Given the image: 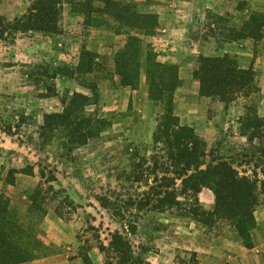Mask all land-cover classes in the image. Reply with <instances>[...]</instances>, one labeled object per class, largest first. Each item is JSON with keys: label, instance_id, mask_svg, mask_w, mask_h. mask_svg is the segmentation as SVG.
I'll return each mask as SVG.
<instances>
[{"label": "rangeland", "instance_id": "obj_1", "mask_svg": "<svg viewBox=\"0 0 264 264\" xmlns=\"http://www.w3.org/2000/svg\"><path fill=\"white\" fill-rule=\"evenodd\" d=\"M30 1L0 0V15L12 19ZM117 1L157 13L155 31L145 35L109 15L100 17L107 22L93 24L97 14L88 11L89 0H62L61 33L30 31L0 40V202L6 207L0 218L7 232H15L10 241L23 256L8 264H105L108 258L121 264L115 253L97 248L108 245L114 230L128 239L135 262L264 264V132L248 141L239 130L247 112L264 116V29L255 40L234 36L253 12H264V0ZM129 36L150 47L158 62L177 66L173 111L181 124L192 126L215 157L256 181L251 248L243 246L228 218L214 214L203 221L159 212L153 200L140 208L155 184L151 137L161 107L146 98L142 52L133 85L122 84L115 70L114 58ZM83 50L92 52L86 69L91 71L78 72ZM223 53L253 70L249 92L238 93L226 107L200 96L192 75L198 54ZM74 92L89 94L85 111L108 125L68 151L59 132L41 138L39 131L43 114L59 112L61 98ZM25 166L33 173L21 172ZM199 202L211 210L213 192L202 188Z\"/></svg>", "mask_w": 264, "mask_h": 264}, {"label": "trees", "instance_id": "obj_2", "mask_svg": "<svg viewBox=\"0 0 264 264\" xmlns=\"http://www.w3.org/2000/svg\"><path fill=\"white\" fill-rule=\"evenodd\" d=\"M93 1L101 4L94 7ZM89 3L88 11L97 14L93 17V24L107 22V18L100 17L109 15L120 26L137 28L145 35L152 34L158 24L157 13L137 12L127 3L117 0H89ZM61 15L62 0H31L25 11L12 19L0 15V40H13L17 34L30 31L61 33ZM262 29L264 12H253L235 31L234 36L237 39L255 40L262 36ZM140 53L145 69L146 98L161 107L151 137L153 148L156 149L150 170L155 184L148 191L150 195L139 202L140 208L153 200L159 212L171 211L178 216H191L203 221H209L214 214L228 218L242 238L243 246L251 248L253 241L250 230L255 225L253 211L258 203L256 181L248 175L240 174L230 162L215 157L208 150L206 141L192 126L181 124L173 111V94L180 83L177 66L158 62L151 48L141 46L136 36H129L125 47L114 58L115 70L120 75L121 83L133 85L137 81L138 73L134 72V67L137 66ZM91 55L92 52L88 50L82 51L78 72L91 71L86 70L90 69ZM196 60L197 66L192 75L198 79L200 96L217 98L226 107L238 93L249 92L253 78L251 65L242 68L237 57L229 53L212 56L198 54ZM91 98L82 92L63 96L59 112L43 114L39 131L41 138L59 132L61 144L70 151L99 135L106 129L108 122L105 118L97 117L94 111H85ZM239 130L248 141L262 137L264 116L255 111L247 112L240 119ZM21 172L32 174L33 169L25 166ZM140 177L141 174L136 180ZM204 187L214 194V207L211 210H206L199 202V193ZM1 203L0 214L6 211L5 205ZM1 221L0 218V264L22 260L19 247L10 241L15 232H7L5 221ZM97 248L108 255L115 253L121 264H145L135 262L130 243L119 230L111 233L108 245L100 242ZM105 264H112L111 259H106Z\"/></svg>", "mask_w": 264, "mask_h": 264}, {"label": "crops", "instance_id": "obj_3", "mask_svg": "<svg viewBox=\"0 0 264 264\" xmlns=\"http://www.w3.org/2000/svg\"><path fill=\"white\" fill-rule=\"evenodd\" d=\"M186 17V16H185ZM178 18V17H177ZM186 19V18H185ZM171 22V24H176V22H177V20H176V17L174 18V20L173 21H170Z\"/></svg>", "mask_w": 264, "mask_h": 264}]
</instances>
